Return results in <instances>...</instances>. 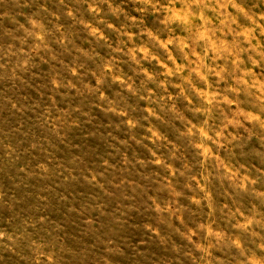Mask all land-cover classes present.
I'll list each match as a JSON object with an SVG mask.
<instances>
[{"label":"clouds","instance_id":"1","mask_svg":"<svg viewBox=\"0 0 264 264\" xmlns=\"http://www.w3.org/2000/svg\"><path fill=\"white\" fill-rule=\"evenodd\" d=\"M3 20L0 264H264V0H15ZM73 132L104 144L91 166L51 151ZM32 176L51 183L18 209ZM73 181L83 201L55 192ZM50 195L92 243H66Z\"/></svg>","mask_w":264,"mask_h":264},{"label":"rangeland","instance_id":"2","mask_svg":"<svg viewBox=\"0 0 264 264\" xmlns=\"http://www.w3.org/2000/svg\"><path fill=\"white\" fill-rule=\"evenodd\" d=\"M15 0H0V11L4 8L11 6ZM15 25L9 22L8 20L0 21V33L3 32L4 28H11ZM27 94L32 98H36V93L31 89L26 90ZM74 102V101H73ZM63 106V105H62ZM28 115H31L29 113ZM9 114L6 106L3 104L2 99H0V126H2L3 121L8 118ZM96 121L95 124L97 126H102L110 117L105 116L103 113L96 111ZM114 119V118H113ZM30 123V122H29ZM28 127V124L25 125ZM35 131L39 132V129H35ZM69 140L71 143L67 141L65 143H61L59 140L53 138L54 148L51 149L53 154L62 159H67L73 155H84L85 161L91 166L93 161L96 159V155L98 152L104 150V144L102 143L99 136H90L87 139L80 138L76 139V133L73 132L69 135ZM79 143L80 148H74L71 145ZM21 148L27 147V143L21 144ZM4 147L0 145V160H2L4 155ZM47 153L40 150H30L22 155L20 163L24 164H35L37 160H43L46 158ZM23 175V174H22ZM28 187L24 188L21 186L20 189L17 190V195L23 197L21 203L16 207L28 209L34 203V193L38 188H42L47 184H50V180L41 179L39 176H32L27 180ZM0 185H3L5 188L10 187V181L5 175L3 170H0ZM90 189L86 184L82 181H73L68 183L67 185H63L59 188L55 189V192H69L71 193L70 200L75 198V201H83L86 199L88 192ZM28 193H32L33 195H28ZM51 203L45 209V214L49 217L50 220L54 221L56 224L60 226V233L63 235L66 243L73 247H82L92 243L95 240V236L92 233H85L83 231V225L81 224V217L77 215L76 212H72L68 210V202L58 203L55 195H50ZM78 206V205H77ZM11 215V212L6 204L0 203V226L5 225L6 219ZM144 221L143 216H139L136 213L131 214L130 225L126 227V230L123 232V236L126 237L129 241L135 243L138 239L141 238L142 235V225ZM7 257V253L3 254Z\"/></svg>","mask_w":264,"mask_h":264}]
</instances>
